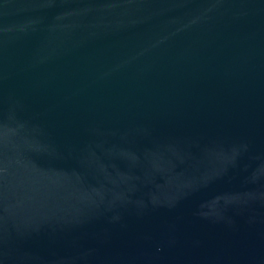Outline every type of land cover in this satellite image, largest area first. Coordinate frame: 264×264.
I'll return each instance as SVG.
<instances>
[{"label": "water", "instance_id": "95a60500", "mask_svg": "<svg viewBox=\"0 0 264 264\" xmlns=\"http://www.w3.org/2000/svg\"><path fill=\"white\" fill-rule=\"evenodd\" d=\"M0 264H264V0H0Z\"/></svg>", "mask_w": 264, "mask_h": 264}]
</instances>
